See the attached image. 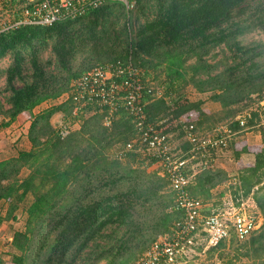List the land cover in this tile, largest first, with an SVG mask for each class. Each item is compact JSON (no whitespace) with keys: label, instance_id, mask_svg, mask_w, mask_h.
<instances>
[{"label":"trees","instance_id":"1","mask_svg":"<svg viewBox=\"0 0 264 264\" xmlns=\"http://www.w3.org/2000/svg\"><path fill=\"white\" fill-rule=\"evenodd\" d=\"M149 2L137 0L136 10L127 11L123 3L113 1L51 26L5 29L0 24V61L8 55L13 58L6 71L9 108L0 100V117L8 121L0 128L15 121L29 124L32 145L0 162V202L7 204L0 211V225L16 221L22 203L32 196L25 209V229L17 230L10 244L11 264H133L161 235L172 234L183 217L175 209L170 180L159 175L158 160L147 152H129L124 161L109 154L116 145L139 137L127 112L121 110L111 127L104 126L102 114L90 119L75 115L72 100L34 112L69 92L72 81L85 72L100 64L132 61L148 73L147 69L167 63L171 83L164 94L171 100L158 99L159 87L148 82L153 92L146 93L145 100L148 121L169 135L178 128L184 136L178 127L181 120L211 130L235 116V107L246 99L262 98L264 45L245 47L239 38L264 31V0H155L153 17L141 21L145 9L150 10ZM11 16L12 24L21 18L16 5L9 12L0 8V20ZM221 46L231 52L232 62L227 60L223 72L204 82L214 92L212 100L221 105L220 113L210 114L201 102L175 96L171 86L182 78L186 83L183 68L188 58H197L190 72L199 73L204 56ZM49 49L54 62L42 57ZM57 113L64 114L71 130L66 138L52 126ZM78 124L81 128L72 130ZM232 128L240 129L238 123ZM243 152L253 153L255 163L241 169L235 201L240 206L239 198L259 187L255 193L263 192L262 196H254L264 216V148L245 147ZM24 170L29 173L22 179ZM185 172L193 175L190 168ZM227 180L224 170H202L194 174L189 192L210 205L211 191ZM220 206L210 205L205 214ZM231 244L239 245L234 258L226 254L223 260L228 257L232 263L242 248L246 252L239 256L264 264V226L245 241L234 236ZM226 246L222 242L211 251Z\"/></svg>","mask_w":264,"mask_h":264},{"label":"built area","instance_id":"2","mask_svg":"<svg viewBox=\"0 0 264 264\" xmlns=\"http://www.w3.org/2000/svg\"><path fill=\"white\" fill-rule=\"evenodd\" d=\"M113 1L123 3L127 11L134 10L137 5V0H0V8L9 12L16 5L20 10L21 18L4 26L9 29L20 25L51 26L75 20ZM147 82L142 68L132 61H117L97 65L85 72L72 81L69 92L62 96L63 101L74 102L75 115L102 114L106 124L111 123L121 110L127 112L136 123L139 137L118 148L116 157L122 160L129 152H147L160 162V175L170 180L176 196L175 209L182 211L183 217L176 222L172 234L161 235L133 264H177L201 242L215 248L222 242L230 243L234 236L245 241L258 233L264 219L248 211L247 202L238 206L231 198L211 214H205L210 205L194 198L189 186L195 173L216 169L218 161L227 155L237 135V130L232 128L234 123H238L241 130H249L251 122L254 126H264V95L235 120L211 130H200L194 124L179 121L178 127L183 131L188 149L176 150L171 135L161 133L148 121L145 96L153 90L147 88ZM70 132L62 121L59 126L61 137L66 138ZM188 168L193 175L185 172ZM232 179V184L238 185L237 178Z\"/></svg>","mask_w":264,"mask_h":264},{"label":"rangeland","instance_id":"3","mask_svg":"<svg viewBox=\"0 0 264 264\" xmlns=\"http://www.w3.org/2000/svg\"><path fill=\"white\" fill-rule=\"evenodd\" d=\"M154 4H155V0H150L149 5H148L150 10L147 8L145 9L146 15L140 16L141 21L146 20V18H152L153 17V14H154L153 5ZM134 10H136V8ZM13 21H14L13 16L6 17L5 19L0 20V24L1 25L3 24V26H5V25L7 26V25L12 24ZM116 28L118 29L119 27H116ZM239 40L241 41L242 45L245 47H251L253 44H258V43H261L264 45V31L255 30L249 34H246V35L240 37ZM50 51H51V49L46 50L43 53L42 57H43L44 61L53 60V62H54V58L52 57ZM84 56L86 57V55H84ZM230 56H231V52L225 46L218 47L217 49L210 52L208 55L204 56L203 60L205 62H201V66H202L201 71L199 73H196V74L195 73L193 74L190 71H192V67L194 65H196L198 60L195 57L194 58H188V60H186V62L184 64V68H183V72L185 74L184 78H186V83H185L183 78L180 80H176V81L174 80L173 81L174 86L173 87L171 86V90H172L171 92H173V94L175 96L184 95V97L188 98V100L191 103L201 102L202 103L201 108L210 114L220 113L221 112V105L219 103H215L212 100V96H213L214 92H213V90L210 89L211 86L208 84H205L204 82L210 76H216V75L220 74L221 72H223L225 70V67H226L225 62L227 60L229 61V63L232 62V59H230ZM263 60H264V58H263ZM12 62H13V58L11 55L6 56L5 58H3L0 61V92H2V94L0 95V100L3 102V104L6 108H9V105L6 101V98L9 96V93H6V91H5L6 77H7L6 71L12 65ZM167 66H168V64L164 63L163 65L156 67L157 68L156 70L147 69L148 73H146L145 69H143L145 72L148 83L154 84V86L156 88L159 87V88H157V89H159V91H158L159 93H158L157 98L166 100V102L171 100L169 98H166V96L164 94L165 88L168 86V84L170 85V83H171V80L169 77L170 72H169ZM54 67L55 66L52 65L50 67L51 70H54ZM17 85L21 86V83H17ZM215 92H217V91H215ZM258 98H259V95H254L253 97L251 96V98L246 99L240 105H237L235 107V113L236 114H235V116L229 118V121L235 120L239 116V114H241L243 111H245L246 109H248V108L252 107L254 104H256L258 102ZM62 102L64 103L62 97L59 98L57 101L45 102V103L41 104L39 107H37L34 110V112L36 114H38L39 112L46 110V109H49V108H51L57 104H60ZM215 104H218L220 106V109ZM95 115L96 114L84 115V118L90 119V118H93V116H95ZM64 120H65L64 114L57 113L51 119L52 126L58 130L60 123ZM112 122L109 124H106L105 119H103V124L106 127H111ZM65 124H66V122H65ZM21 127H19V129ZM71 128H72V130H75V129L79 130L81 128V126H80V124H78L77 126H74V125L71 126ZM174 128H177V127L174 126ZM174 128H172V129H174ZM28 129H29V124H25L22 130L25 131V133L23 132V135L26 136L25 137L26 139L24 141H21V142L18 141L19 142L18 147H15V146L13 147L14 151L11 152L13 155L16 156V154L18 155V153L20 151L29 150L31 148L32 145H31L29 138H28ZM171 135H172V141H173L174 149H176V150L185 149L187 144H186L183 136H181L180 132L178 131V128H177V130L174 129V131L171 132ZM9 136H10V134H9ZM120 147H122V145H120V146L116 145L115 147H113L111 149L109 154L116 157V153L118 151V148H120ZM245 147L249 148V145H247L245 143L244 144L243 143H235L233 145V147L231 148L230 158H232L233 162L231 164L229 162V164H228L231 167V169H229V172H227L228 180L225 183H223L222 185H219L218 187H216L215 189H213L211 191L212 197H211V200L209 202H210V205L212 207L216 206L217 204H221V206H222L224 202H227L231 198L235 201L234 189L236 186L240 185L239 176H241V169H243L245 166L253 165L255 162L254 161L253 163H251L252 160H250V156L247 155L250 152H243V149ZM135 152L138 153V151H135ZM238 153H240V156H237ZM5 158H8V157H5ZM122 160L124 161L125 159H122ZM217 170H222V169L217 168ZM28 173L29 172L27 170H24L22 175H21V178L22 179L25 178ZM159 175H160V172H159ZM160 176L163 177L162 175H160ZM232 178H237L238 185L235 186L232 184V182H233ZM258 188L259 187H256L255 191L252 194H250L248 197L244 196L243 199L239 198V201L240 202H247L246 207H248V211H250L254 214L255 213L259 214L264 219L262 211L259 209V207H258L259 205L257 204V202L255 200V196H254L255 194H257L258 196H262L263 192L255 193L258 190ZM31 202H32V196L28 195L27 199L25 200V203H22L21 209H19L16 213L17 220L16 221L3 222L0 225V264H11L12 257L9 253V250H10V244H11L13 238L10 239L8 237V235H9L8 232L10 234L11 233L15 234V232L17 230H24L25 229L26 220H27V214H26L25 209L28 207V205ZM235 203H236V201H235ZM6 207H7L6 203L0 202V211L5 210ZM263 226H264V224H263ZM1 228H4L5 230H2ZM226 244H227V246L224 249L211 251V248L206 246V244L204 242H201L198 245H196L194 247V249L189 251L187 256L180 259L177 262V264H255L256 262L258 263L257 260H252L248 257L239 256V255H241V253L246 252L245 249H242V248L239 251L238 257L236 259H233L232 263H228V260H229L228 257L225 260H223V258H224L223 256H226V254H228V256H230L231 258H234L235 250L239 245L236 244L235 246H232L231 242L226 243ZM100 264H106V262H102Z\"/></svg>","mask_w":264,"mask_h":264},{"label":"crops","instance_id":"4","mask_svg":"<svg viewBox=\"0 0 264 264\" xmlns=\"http://www.w3.org/2000/svg\"><path fill=\"white\" fill-rule=\"evenodd\" d=\"M215 105L220 109V106L218 104H215ZM4 120L8 121L7 119L0 117V125ZM254 125L255 123L251 122L249 126V130L248 129L247 130L237 129V135L233 138L231 142L229 152L227 153L226 156H223L218 161L217 168H220L224 170L225 172H229V169H231V167L228 164L229 162L230 164L233 162L232 158H230L231 148L233 147L235 143H243V144L245 143L249 145V147L260 146L264 148V126H254ZM19 127L21 128L19 129ZM23 127L24 125H21L20 122L15 121L5 128H0V162L15 156L11 153L12 151H14L13 147L14 146L18 147V144H19L18 141L21 142L26 139L25 138L26 136L23 135V132L25 133V131L22 130ZM186 149H188V146L185 147V150ZM247 155L250 156V160H252L251 163H253L255 161V155L253 153H249ZM5 157H8V158H5ZM1 229L5 230L4 228H1ZM8 234L7 235L10 239L13 238L14 236L13 233L10 234L8 232Z\"/></svg>","mask_w":264,"mask_h":264}]
</instances>
